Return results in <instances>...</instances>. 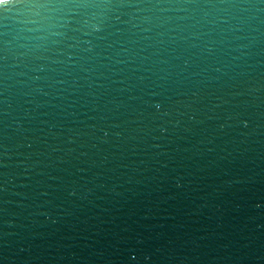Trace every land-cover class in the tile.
<instances>
[{"label": "water", "instance_id": "1", "mask_svg": "<svg viewBox=\"0 0 264 264\" xmlns=\"http://www.w3.org/2000/svg\"><path fill=\"white\" fill-rule=\"evenodd\" d=\"M0 264H264V0L0 2Z\"/></svg>", "mask_w": 264, "mask_h": 264}, {"label": "snow or ice", "instance_id": "2", "mask_svg": "<svg viewBox=\"0 0 264 264\" xmlns=\"http://www.w3.org/2000/svg\"><path fill=\"white\" fill-rule=\"evenodd\" d=\"M0 2H3V0H0Z\"/></svg>", "mask_w": 264, "mask_h": 264}]
</instances>
